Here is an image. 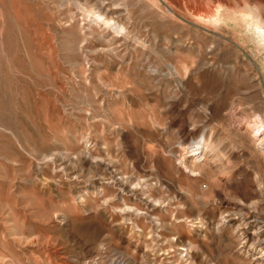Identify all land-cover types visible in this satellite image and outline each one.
<instances>
[{
  "label": "rangeland",
  "instance_id": "374dc122",
  "mask_svg": "<svg viewBox=\"0 0 264 264\" xmlns=\"http://www.w3.org/2000/svg\"><path fill=\"white\" fill-rule=\"evenodd\" d=\"M0 264H264V0H0Z\"/></svg>",
  "mask_w": 264,
  "mask_h": 264
},
{
  "label": "bare ground",
  "instance_id": "6f19581e",
  "mask_svg": "<svg viewBox=\"0 0 264 264\" xmlns=\"http://www.w3.org/2000/svg\"><path fill=\"white\" fill-rule=\"evenodd\" d=\"M200 141H196L194 140V142H192V146L190 147L192 149V151L194 152V155L201 153L202 151L199 149H202L204 147V144L206 143V139L205 136L201 139H199ZM263 254V253H262Z\"/></svg>",
  "mask_w": 264,
  "mask_h": 264
}]
</instances>
